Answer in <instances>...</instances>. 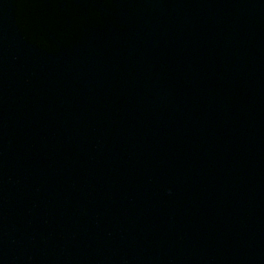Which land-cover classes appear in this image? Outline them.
I'll return each mask as SVG.
<instances>
[{
	"label": "water",
	"instance_id": "1",
	"mask_svg": "<svg viewBox=\"0 0 264 264\" xmlns=\"http://www.w3.org/2000/svg\"><path fill=\"white\" fill-rule=\"evenodd\" d=\"M0 264H264V0H0Z\"/></svg>",
	"mask_w": 264,
	"mask_h": 264
}]
</instances>
